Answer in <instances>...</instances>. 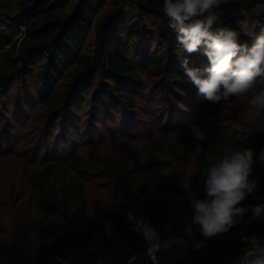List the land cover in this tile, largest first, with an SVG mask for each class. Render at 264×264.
I'll return each mask as SVG.
<instances>
[{
	"label": "trees",
	"instance_id": "trees-1",
	"mask_svg": "<svg viewBox=\"0 0 264 264\" xmlns=\"http://www.w3.org/2000/svg\"><path fill=\"white\" fill-rule=\"evenodd\" d=\"M70 1L0 0V25L12 19L24 26L21 39L13 41L6 35L0 36L9 45L3 51L6 62L0 61V94L9 93L14 87L19 93L18 82L22 78L24 85L32 86L25 97L38 99L47 107L48 115L63 123L75 118L80 99L90 95L100 114L118 106L123 99L132 107L131 102L143 85L139 68L129 60L132 53L149 63V77L169 73L176 86H187L188 79L175 57L166 60L162 49H145L148 45L142 47L131 36H140L141 28L131 33L128 26L126 2L137 5L139 21L144 26L149 17L161 19L155 37L168 44L172 54L179 53L176 34L168 27L163 12V0H80L65 16L64 7ZM257 4V0H238L221 5L218 14L223 26L238 32L242 21L256 17ZM241 10L249 15L243 16ZM94 29L95 46L89 51L87 44ZM238 33L242 42L247 40ZM191 55L193 61L199 58L197 53ZM200 57L208 62L202 52ZM34 71L39 78L30 82L28 77ZM64 78L70 80L63 93L57 88ZM248 110L249 106L246 113ZM193 125L207 136L196 141L190 126L183 133L184 164L195 163L194 184L201 192L198 199L206 197L207 169L222 157L226 148L253 150L254 165L249 179L258 182L257 188L241 202L249 211L227 233L212 238L201 234L192 221L194 208L187 191L165 172L164 163L153 150L146 151L134 164L119 156L112 161L98 157L90 164L76 157L72 167L77 171L84 166L96 170L95 173L104 175L103 179L116 183L124 197L111 199L101 219L91 222L85 176L82 181L73 179L58 185L53 179L55 165L32 172L28 180L36 189L40 216L21 223L10 239L0 238V264H227L250 251L254 241L264 245V215L253 219L250 207L264 199V163L256 162L264 150V140L260 134L233 138L201 124ZM197 143L201 145L199 152L195 151ZM12 198L17 199L14 195ZM129 212L148 221L161 240L168 241L167 250L161 249L153 259L143 234L132 230L127 220ZM105 221H110L109 226L114 228L111 236ZM189 225L191 234L186 231ZM168 227L176 241L168 238ZM197 242H202L203 247L195 248Z\"/></svg>",
	"mask_w": 264,
	"mask_h": 264
},
{
	"label": "rangeland",
	"instance_id": "rangeland-1",
	"mask_svg": "<svg viewBox=\"0 0 264 264\" xmlns=\"http://www.w3.org/2000/svg\"><path fill=\"white\" fill-rule=\"evenodd\" d=\"M79 2L80 0H71L64 7V15H69ZM257 3L261 7L256 11V17L242 21L238 31L247 38L245 41L249 45L263 29L264 0H257ZM125 5L130 32L141 28V34L137 38L131 34L133 41L142 47L148 45L149 48H145L148 50L162 49L166 60L175 57L181 64L187 54L181 51L172 54L168 44L159 42L155 37L156 27L162 20L149 17L144 26L139 21L137 5L130 2ZM103 12L104 9L98 19H101ZM23 30V25L19 26L16 21L8 19L0 25V36L6 35L14 41L21 39ZM96 33L97 30L94 29L88 40L89 51L94 50ZM6 42L7 39H0V61L5 62L3 51L9 47ZM197 54L199 58L194 61L192 55L188 56L190 66H208V62L200 57V52ZM138 57L132 53L129 58L139 68L143 80L141 91L131 102L132 107L123 99L118 106L108 108L100 114L94 108L90 95L80 99L75 118L63 123L56 121L51 114L48 115L47 107L38 99L25 97L32 86L24 85L22 78L18 82L19 93L14 87L9 93L0 94V238L10 239L21 223L40 216L36 189L29 182L28 176L44 169L48 164L56 166L53 179L58 185L73 179L82 181V176H85L90 205L89 218L91 222H96L101 219L103 210L111 199L123 198L124 194L116 183L103 179L104 175L95 173L96 170L88 166L77 171L71 164L76 157H81L84 163L90 164L98 157L112 161L119 156L134 164L146 151L153 150L164 163L165 172L181 184L184 180L189 181L198 198L201 192L194 184L195 163L191 161L184 164L183 133L187 127L201 124L229 137L260 134L264 140V111L260 112L255 121H250L245 111L251 97L264 91V82L258 83L255 92H250L245 97H231L227 103L221 101L213 104L199 99L196 88L189 80L187 86H176L169 73L162 77H149V63ZM35 74L34 71L28 77L30 82L39 78ZM69 80L64 78L57 90L64 93ZM30 94L36 97L34 93ZM13 195L17 199H13ZM169 229L168 227V238L176 241ZM251 259L249 257L245 264Z\"/></svg>",
	"mask_w": 264,
	"mask_h": 264
},
{
	"label": "clouds",
	"instance_id": "clouds-1",
	"mask_svg": "<svg viewBox=\"0 0 264 264\" xmlns=\"http://www.w3.org/2000/svg\"><path fill=\"white\" fill-rule=\"evenodd\" d=\"M235 2L238 0H163L168 27L176 34L179 50L187 54L181 61L184 75L196 88L197 97L213 104L227 103L231 97H245L255 92L258 83L264 82V29L249 45L240 40L235 29L223 26L218 14L221 5ZM241 14L247 17L249 12L241 10ZM197 52L207 57L208 66H190L188 56ZM248 105V119L257 120L260 112L264 111V91L254 94ZM189 131L196 141L207 139L205 132L196 125H191ZM195 151H201L199 143ZM256 162L264 163V150ZM253 165L252 149L226 148L222 157L207 169L204 181L206 197L203 200L196 197L189 181H183L182 188L187 190L194 208L192 221L199 226L205 238L227 233L249 211V207L241 206V202L257 188L258 182L249 179ZM250 207L253 219L264 215V203ZM127 220L133 231L143 234L153 259L161 249L167 250L168 241H162L148 221L131 212L127 214ZM109 225L110 221H105L107 234L111 236L114 228ZM186 231L191 234L190 225ZM194 246L200 249L203 243L197 242ZM249 257L252 258L249 264H264V249L247 251L232 264H245Z\"/></svg>",
	"mask_w": 264,
	"mask_h": 264
},
{
	"label": "built area",
	"instance_id": "built-area-1",
	"mask_svg": "<svg viewBox=\"0 0 264 264\" xmlns=\"http://www.w3.org/2000/svg\"><path fill=\"white\" fill-rule=\"evenodd\" d=\"M264 203V199H263V202ZM255 249H264V245H260L259 243L255 242L254 241V244H253V247L251 248V250H255ZM152 257H153V254H151ZM155 255V254H154ZM233 261H239V260H231L229 263L227 264H232ZM249 264V263H248Z\"/></svg>",
	"mask_w": 264,
	"mask_h": 264
}]
</instances>
